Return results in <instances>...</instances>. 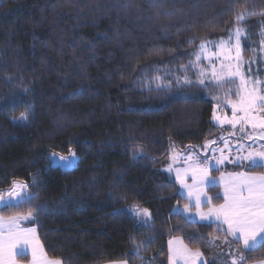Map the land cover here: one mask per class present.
Instances as JSON below:
<instances>
[{"label": "trees", "instance_id": "obj_1", "mask_svg": "<svg viewBox=\"0 0 264 264\" xmlns=\"http://www.w3.org/2000/svg\"><path fill=\"white\" fill-rule=\"evenodd\" d=\"M238 26L261 30L264 0H0V193L16 181L29 192L0 213L31 211L26 224L62 264H169L173 236L217 264L214 235L241 248L239 264L264 261V246L245 251L224 224L176 210L189 200L164 170L173 147L218 133L216 88L153 82ZM50 152H75L78 163L52 166ZM208 192L224 202L220 186ZM135 207L151 222H139Z\"/></svg>", "mask_w": 264, "mask_h": 264}, {"label": "snow or ice", "instance_id": "obj_2", "mask_svg": "<svg viewBox=\"0 0 264 264\" xmlns=\"http://www.w3.org/2000/svg\"><path fill=\"white\" fill-rule=\"evenodd\" d=\"M255 13H248L254 15ZM244 19V14H237L236 21L239 23ZM262 39L259 42L260 60L256 57L258 53L255 49L252 50L253 58L245 60L241 52V41L247 37L246 30L237 27L234 33H230L228 39L221 40L214 47L218 51L207 53V45L212 42H204L200 44V52L196 55L195 60L190 62V68L198 69L199 76L196 84L201 87L214 86L217 89H225L226 95L231 93L228 85H237L235 93L238 96V101L231 105L232 118L221 121L232 126L243 134L242 138L252 140H264V79H261L256 73H253L252 64L264 62V31L260 33ZM189 43L193 41L189 40ZM223 56L226 63H222L219 71H217L214 63H211V57ZM202 58L210 60V71L200 67ZM187 71V68H185ZM259 69H257V73ZM238 82V83H237ZM184 83L191 85V81L185 77ZM239 114V115H238ZM215 116V112H214ZM21 119L27 121L26 114H21ZM252 130L249 134L248 129ZM210 143H215L211 141ZM251 147V146H249ZM243 150V145H241ZM136 152H142V149L137 148ZM74 155V154H73ZM53 163L57 161L68 164L71 161L66 157H56L53 154ZM190 158V157H189ZM247 161V168H264V144H260L259 149H252L246 155L237 156L235 161L231 163H239ZM217 163H223V158ZM169 171H172L171 166ZM200 173L199 184L196 183V172ZM185 175L187 170H184ZM193 185L184 183V178L181 171L177 170V180L180 181L183 187L189 188V195L195 193V206L199 208L201 204V195L205 196L210 203L211 197H207L203 191L204 187L213 184L214 181L208 178V170L206 168L193 169ZM16 187V185H14ZM21 188L26 187L20 186ZM19 195V194H18ZM32 197H29V200ZM219 198V197H218ZM223 198L225 203L218 209H210L209 213H199L202 220L209 219L215 215L217 221L228 226V234L233 236L237 242H242L245 251H253L261 246H264V172L253 174L251 171H244L230 174V181L225 185ZM191 202V201H190ZM188 206L185 205V211ZM137 215L149 217L147 209H137ZM32 218V213L29 211L24 217H9L0 216V264H15L13 258V250L19 247L21 241L27 243L35 238V229H22L19 225L21 219ZM147 223V220L144 221ZM151 243V241H147ZM211 243V241H210ZM172 241H169L171 246ZM140 245H134V251L139 252ZM7 253L8 259L4 257ZM19 255L20 253H16ZM202 255L201 252H190L186 248L176 249L173 251L170 247L169 264H176L177 260L183 259L184 264H195V260ZM244 257L241 255L240 260ZM32 264H62L61 259H50L46 256L42 247L37 243L32 251ZM232 264H239L237 259L232 260Z\"/></svg>", "mask_w": 264, "mask_h": 264}, {"label": "rangeland", "instance_id": "obj_3", "mask_svg": "<svg viewBox=\"0 0 264 264\" xmlns=\"http://www.w3.org/2000/svg\"><path fill=\"white\" fill-rule=\"evenodd\" d=\"M238 27L241 28L242 30H246L247 33V37L245 39H242L241 41L242 56L244 57L245 60H251L253 58L252 50L255 49L258 53L256 59L260 60L261 56L259 55V42L262 39L260 33L264 31V27L256 33L251 32L244 26H238ZM235 29L232 30L230 33H234ZM228 36L222 39L226 41L228 39ZM222 39L210 41L212 43L207 45V53L218 51L214 47V45L219 44ZM245 43L249 44V51H244ZM199 52H200V46L190 62L195 60V57L197 54H199ZM190 62L182 67L172 68V69L171 68L162 69L153 79V82L159 87L183 86L186 85L184 81H185V77H187V79L192 82L191 84H196V81L199 76V72L198 69L196 68L188 67ZM211 63H214L217 71H219L221 64L226 63V61H224L223 56H219V58L213 56L211 57ZM200 67L210 71L211 70L210 60L208 58H202ZM185 68H187V71H185ZM257 69H259L258 73H257ZM252 70L253 73H256L261 79H264V62L253 63ZM227 87L231 89V93L226 95L225 89L216 88L215 94L213 96L214 110H213L212 119L214 124L219 127L218 133L209 140H207L206 142L202 144H196L190 147L186 151H181L178 150L176 147H173L170 150L168 161L164 167V170L169 174H171L177 181L179 192L181 193V195L185 196L189 200V203L186 204L188 206L187 211H185V205L178 206L176 210L184 213L189 219L194 221L219 222L215 219V215L210 216L209 219L207 220H202L200 218L199 213L207 214L209 213L210 209H218L221 206V204L220 205L213 204L212 196L208 192V189L213 186H220L221 193L224 194L225 185L228 184L230 181V174L250 171L247 168V161H240L239 163H231L229 161L230 160L235 161L237 156L246 155L249 150L252 149L258 150L260 144H264V140H256V142L253 143L252 140H249L246 137L242 138L243 134H241L238 131L239 125L237 126V129H233L231 125L227 123H221V121L224 120L225 118L227 119L232 118L231 105L238 101V96L235 95L237 91V85L235 84L228 85ZM214 112H215V116H214ZM248 132L249 134H252V130L250 128L248 129ZM211 141H215V143H210ZM241 145H243V150L241 149ZM53 154H55L56 157L69 158L71 162L68 164L59 161L53 163L54 160ZM48 157L50 159V165L58 166L66 170L74 168L78 163V158L75 152H72L70 155H62L56 152H50L48 154ZM222 158H223V163L218 164L217 161ZM170 166L172 168V171H169ZM197 168L200 169L206 168L208 170V178L214 181L213 184H210L207 187L200 185L203 188V191L206 193L207 197H211V201L209 203L206 197L201 195L202 202L199 208L195 206V199H196L195 193L193 192V194L190 196L189 188L183 187L180 181L177 180V170H180L181 175L184 178V183L190 186L193 185L194 184L193 169H197ZM184 170H187L186 175L184 173ZM252 173L257 174L258 172H252ZM195 174L197 176L196 183L199 184L200 173L197 171ZM14 185H16V187H14ZM24 185H26V187L23 188L20 187ZM28 195L29 192H28L27 184L22 181H16L11 187V189L0 193V209L5 205H9L11 203H17L25 199ZM137 209L142 210L147 208L135 207L133 213L135 214L139 222L144 224L150 223L152 217L149 211L148 213L150 214V216L143 217L141 215L136 214ZM0 216L6 219L9 217H14V216H4L1 213ZM15 217H24V216H15ZM145 220H147V223L144 222ZM224 225L226 228H228L226 224ZM169 241H172L171 246L169 245L168 242L169 255H170V247L173 251L181 248L178 246L177 241H181L182 243L181 245H183V247L189 250L190 252L193 253L197 251L201 252L200 250L191 249L189 246H187L184 243L183 239L179 236H173L172 238L169 239ZM210 241L212 248L214 250V256L217 264H230L228 262L229 259L233 260L235 257H237V255H239L241 251V248L234 243V240H231V238L228 237H220L214 235ZM38 243L39 246L43 248L40 240H38ZM176 264H184V260L179 259L177 260ZM195 264H206L202 255L195 260ZM251 264H264V261L255 262Z\"/></svg>", "mask_w": 264, "mask_h": 264}, {"label": "crops", "instance_id": "obj_4", "mask_svg": "<svg viewBox=\"0 0 264 264\" xmlns=\"http://www.w3.org/2000/svg\"><path fill=\"white\" fill-rule=\"evenodd\" d=\"M224 203H225V200H224V202L221 205H223ZM219 222L222 223V221H219ZM26 223H27L26 222V219H21L19 221V225H20V227L22 229H35V238L33 240L27 242V243L21 241L20 244H19V247L13 250V258H14L15 264H32V251H33V247L38 243V240H40V238H39V236L37 234V231H36V227L33 226V225L26 224ZM40 242H41V240H40ZM177 242H178V246L181 247L180 249H184L183 245H181L182 244L181 241H177ZM41 244H42V242H41ZM42 246H43V244H42ZM168 249H169V247H168ZM43 250H44V252H45V254H46V256L48 258L55 259V258H51V257H49L47 255V253H46V251L44 249V246H43ZM18 252L20 253L19 255L16 254ZM21 255L28 256L29 259L26 260V261L25 260H20L19 259V256H21ZM4 259H5V261L8 259L7 253L5 254ZM104 264H128V263L126 261H111V262H107V263H104Z\"/></svg>", "mask_w": 264, "mask_h": 264}]
</instances>
